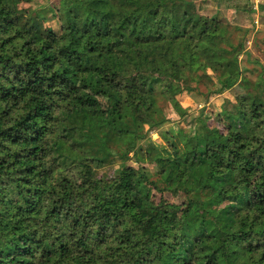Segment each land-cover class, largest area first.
<instances>
[{"label":"trees","instance_id":"obj_1","mask_svg":"<svg viewBox=\"0 0 264 264\" xmlns=\"http://www.w3.org/2000/svg\"><path fill=\"white\" fill-rule=\"evenodd\" d=\"M70 1L65 41L0 0V264H264V77H240L247 94L218 129L176 99L193 82L237 85L227 67L249 31L195 0ZM207 50L220 60L198 62ZM163 78L176 136L145 129ZM105 133L135 164L117 181L95 174L115 163Z\"/></svg>","mask_w":264,"mask_h":264},{"label":"rangeland","instance_id":"obj_2","mask_svg":"<svg viewBox=\"0 0 264 264\" xmlns=\"http://www.w3.org/2000/svg\"><path fill=\"white\" fill-rule=\"evenodd\" d=\"M10 2L11 7L18 14H33L35 12L44 14L48 21L47 24L52 26L65 41L76 37L77 32L70 0H10ZM249 3L253 6L252 14L245 11L247 7L244 0H237L236 2L223 1L220 3L216 0H195L194 2L199 14L209 18L224 19L230 23L233 30L239 27L243 32L249 31L246 41V53L240 57L238 63L230 62L227 69L230 73L231 71L235 72L234 76L236 78L241 79L246 77L252 82L257 80L258 77H264V0H251ZM237 33L239 34V32ZM234 41H237L236 37ZM198 45L199 47L202 46L201 44ZM102 49L105 50L106 47L103 46ZM206 55L213 56L212 53L209 54L208 50L202 51L200 53V61L198 62L204 64ZM212 58L220 60L216 56ZM205 68L206 72L212 75L211 69L206 65ZM237 72L241 73V75L239 76ZM167 82L168 79L163 78L161 83L156 84V94L154 95V102L150 105L151 110L145 129H149L154 122H157L161 124V128L164 131H169L172 135L176 136L178 128L184 126V117H181L176 112L173 102L169 100L170 96L162 91V86H166ZM174 84L177 86V81H174ZM192 84V86H196L193 92L188 93L184 91L176 99L185 112L191 114V116H198L203 113L208 124L213 129H218L221 126L218 120L225 106H229L230 102L235 103L236 99H242L243 95L247 94L242 79L231 90L222 94L210 93L213 91L214 86L209 81L199 84L193 82ZM92 125L102 133L98 120H94ZM193 129L190 127L189 131ZM150 135L154 140L162 142L159 130L153 129ZM105 139L109 150L114 156L115 163L112 166L96 168L95 174L99 180L117 181L115 176L122 162L126 161L128 164L134 166L135 164L133 160H127L124 151L116 143L113 133H105ZM150 169H153V167H150ZM156 195L157 199H159L160 194ZM214 208L211 207L210 209Z\"/></svg>","mask_w":264,"mask_h":264}]
</instances>
